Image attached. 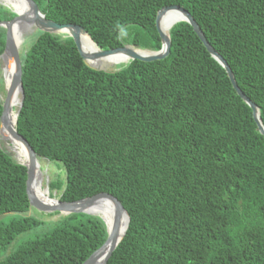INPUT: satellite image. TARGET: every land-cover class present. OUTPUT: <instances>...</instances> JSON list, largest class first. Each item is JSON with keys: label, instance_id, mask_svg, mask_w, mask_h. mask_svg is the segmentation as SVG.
<instances>
[{"label": "trees", "instance_id": "obj_1", "mask_svg": "<svg viewBox=\"0 0 264 264\" xmlns=\"http://www.w3.org/2000/svg\"><path fill=\"white\" fill-rule=\"evenodd\" d=\"M34 1L48 19L84 27L102 50H160L158 12L185 8L264 125V0ZM13 16L0 5V21ZM169 32L164 59L105 72L85 64L73 38L37 31L20 55L17 131L63 170L51 197L109 193L126 209L127 232L107 264H264V136L190 24ZM5 42L0 27V56ZM2 111L0 90V119ZM27 178L0 142V264H83L108 237L103 219L85 213L61 215L7 253L44 224L29 214L39 211Z\"/></svg>", "mask_w": 264, "mask_h": 264}, {"label": "water", "instance_id": "obj_2", "mask_svg": "<svg viewBox=\"0 0 264 264\" xmlns=\"http://www.w3.org/2000/svg\"><path fill=\"white\" fill-rule=\"evenodd\" d=\"M18 0H0V5L9 8L14 16L10 20L0 21V27L6 30V42L4 51L0 56V62L6 65L9 62L13 63V72L10 83L5 86L6 97L3 100V111L0 119V142L6 140L12 143V150L15 154L16 161L25 166L27 169V193L30 200L31 209L35 208L39 212L50 214L59 212L60 215H70L85 213L89 215L99 216L103 219L107 226L108 237L105 243L96 250L83 264H107L109 258L123 240L130 222V216L121 202L112 194L100 193L88 198H84L74 202H64L59 198L50 196L49 184L43 189L44 192L41 197L36 193L35 187L38 181L42 182V170L40 157L37 155L30 143L17 131V119L23 107L25 98L23 81H22V62L20 56V46L24 40V32L29 29L37 31L48 32L51 34H63L74 39L77 48L85 64L97 71H110L107 63L102 61L105 57L110 55H125L126 61L119 64H126L132 60H141L145 62H152L161 60L167 57L170 53L171 38L170 29L178 22L184 21L190 24L196 35L199 37L207 51L211 56L225 69L234 89L237 94L250 106L253 111V117L257 124L258 130L264 136V125L261 120L258 106L248 98L238 86L235 75L230 68L227 61L211 46L208 42L204 32L193 18L191 13L185 8L172 5L162 8L156 18V27L161 37L162 47L158 51L144 50L136 48L132 45H124L122 47L102 50L93 41L87 30L75 24H60L48 19L39 9L34 0H20L24 5L21 11H18L11 2ZM169 12H176L179 14V19L175 20L167 32L162 30L161 21L163 17ZM87 36L94 43L97 50L94 52H87L83 48V38ZM20 95L17 101L14 100V95ZM17 106V111L14 113V107ZM15 115L12 122L11 117ZM21 146L25 158L21 159L19 153L13 149V141ZM108 201L112 206L111 220L106 219L101 209V202ZM98 206L99 208H94Z\"/></svg>", "mask_w": 264, "mask_h": 264}, {"label": "rangeland", "instance_id": "obj_3", "mask_svg": "<svg viewBox=\"0 0 264 264\" xmlns=\"http://www.w3.org/2000/svg\"><path fill=\"white\" fill-rule=\"evenodd\" d=\"M37 34V30L35 29H29L26 30L24 32V40L20 46V55L25 51V49L35 40V36ZM120 64H116L111 66L109 69L110 70H115L117 68V66ZM5 86H6V74H5V65L3 64V62H0V90H1V96L2 99L4 100L6 97V90H5ZM20 97V95H19ZM17 111V106L14 107V113ZM1 145L2 147L12 156L15 158V154L13 152V150L11 149L12 147V143L6 140H2L1 141ZM41 162V170H42V188L45 189L47 184H49L52 180L57 179L59 176H61L62 178H65V175L63 173V170L61 168H59V164L56 163H52L49 162L45 159H40ZM53 192L50 191V194H52ZM54 198H57V196H54ZM29 214H34L35 217L43 220L44 224L41 225L40 227H38L37 229L31 230L28 233L22 234L21 236H19L7 249V253L11 250H13L14 248H16L19 244H21L22 242L28 240V239H32L37 235L42 234L43 232H45L46 230L49 229L50 225L52 222H54L55 220H58L61 215H53V216H49V214H43L41 212H34L33 210H31L29 212ZM54 214V213H51ZM12 214L10 215H5L2 217V220L4 222H7L8 219L11 217ZM4 257V254L1 256Z\"/></svg>", "mask_w": 264, "mask_h": 264}, {"label": "bare ground", "instance_id": "obj_4", "mask_svg": "<svg viewBox=\"0 0 264 264\" xmlns=\"http://www.w3.org/2000/svg\"><path fill=\"white\" fill-rule=\"evenodd\" d=\"M11 2V1H10ZM11 4L16 7V9L18 11H21L23 8H24V5L21 3L20 0L16 1V2H11ZM179 14H177L176 12H169L165 15L164 19L161 21V26H162V30L167 32L170 28V26L172 25V23L179 19ZM83 43H84V49L87 51V52H91V50L96 51L97 48L96 46L94 45L93 42H91V40L89 39V37L85 36L83 38ZM110 55V56H107L105 57V59L102 61L103 63H107L109 65H116V64H119L123 61H126L127 60V57H125V55ZM115 57V58H114ZM12 72H13V63L12 62H9L6 67H5V74H6V83L7 85L10 83L11 81V77H12ZM19 99V96L18 94L15 93L14 95V100L17 101ZM15 119V115L13 114L12 117H11V120L12 122L14 121ZM13 141V140H12ZM12 148V147H11ZM13 149L19 153L21 159H24L25 156H24V153L22 152V148L21 146L16 143L15 141H13ZM35 191L36 193L41 197V195L43 194L44 190L42 188V182L38 181V184L36 185L35 187ZM101 209L103 211V215L106 217V219H110L111 220V212H112V206L111 204L108 202V201H103L101 202ZM94 208H99L98 206H95Z\"/></svg>", "mask_w": 264, "mask_h": 264}]
</instances>
